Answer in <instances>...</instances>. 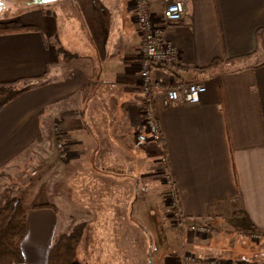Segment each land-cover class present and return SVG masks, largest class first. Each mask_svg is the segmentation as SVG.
I'll use <instances>...</instances> for the list:
<instances>
[{
  "label": "crops",
  "instance_id": "0c3cea01",
  "mask_svg": "<svg viewBox=\"0 0 264 264\" xmlns=\"http://www.w3.org/2000/svg\"><path fill=\"white\" fill-rule=\"evenodd\" d=\"M176 1L182 18L163 36L180 57L154 64L153 78L161 86L204 82L207 89L197 103L156 97V141L142 117L143 35L134 0H0V22L40 28L0 33V82L44 76L0 108V176L30 148L48 151L33 162L32 188L18 195L27 228L16 264H48L71 222L85 223L82 262L134 264L144 238L134 217L142 213H152L154 225L165 220L170 250L162 264H181L184 251L197 256L189 264H264V63H226L256 50L264 0ZM147 3L161 24L167 2ZM214 59L223 62L199 70ZM56 138L69 151L64 159ZM169 182L188 224L208 225V233L177 225ZM5 201L0 194V206ZM41 204L51 207H35Z\"/></svg>",
  "mask_w": 264,
  "mask_h": 264
},
{
  "label": "built area",
  "instance_id": "2783aa9c",
  "mask_svg": "<svg viewBox=\"0 0 264 264\" xmlns=\"http://www.w3.org/2000/svg\"><path fill=\"white\" fill-rule=\"evenodd\" d=\"M167 5L163 11L162 23L156 24L152 18L151 11L147 7V0H134L135 17L143 35L142 60H141V89L144 93V106L142 110L143 122L147 131L156 141L161 139V134L157 119L153 111V102L158 96H163L167 102L180 99L191 103H197L201 100L207 87L204 82H176L174 84L161 86L152 75L154 64L166 62H176L180 57L179 50L163 36V30L171 22H176L182 18L184 7L182 2L176 0H165ZM169 202L175 208L177 223L181 228L188 226L193 232L208 233L210 228L205 224L190 223L180 212L179 201L174 186L168 194ZM181 264H189L197 260V257L187 252H183ZM211 264H247L244 260H221L214 259Z\"/></svg>",
  "mask_w": 264,
  "mask_h": 264
},
{
  "label": "trees",
  "instance_id": "16d2710c",
  "mask_svg": "<svg viewBox=\"0 0 264 264\" xmlns=\"http://www.w3.org/2000/svg\"><path fill=\"white\" fill-rule=\"evenodd\" d=\"M34 24H24L19 19L0 22V33L39 30ZM256 50L247 55L226 60V63L234 64L247 60L257 53L264 52V27L256 32ZM223 61L214 59L209 65L200 67L199 70L208 71L221 65ZM264 63V60H262ZM33 78H18L0 82V108L10 102L20 93L35 86ZM143 110V108H142ZM37 208L51 207L50 204H41ZM27 211L19 196H12L0 206V264H16L23 262L21 242L26 234ZM85 223H78L68 233L60 234L49 253L48 264H87L77 258V250L84 234Z\"/></svg>",
  "mask_w": 264,
  "mask_h": 264
},
{
  "label": "rangeland",
  "instance_id": "374dc122",
  "mask_svg": "<svg viewBox=\"0 0 264 264\" xmlns=\"http://www.w3.org/2000/svg\"><path fill=\"white\" fill-rule=\"evenodd\" d=\"M252 58H254V63H258L264 60V52L257 53L254 56H252ZM55 140L56 142H55L54 147L58 148L59 150V158L64 159L69 154V151L66 148L65 141L63 139H57V138ZM46 148L47 147L41 146V150L40 149L38 150L36 147H32L26 152L24 156L25 158L23 159L20 158L17 161L14 160L13 163H11L9 166L4 167V170L2 171L3 175L0 176V190H1L0 194H3L4 198L8 199L12 196H16V195L18 196L19 194L22 195V192H23L22 188H28V190L32 188V185H34V182L36 181L35 175L37 176V174H35V171L37 170V168L33 166V162L35 160H39L44 157H47L46 155L48 154V151ZM162 171L166 175L167 170L164 168V170ZM168 184H169V189H168V192L166 193L167 194L166 199L168 200V205L170 207V212L172 214V217L175 219V222L177 223V216L175 213V208L171 205V203L169 202V198H168L169 191L171 190L170 182ZM154 192H156V190H154ZM159 192L157 193L158 196H159ZM137 210L140 213L143 212V210L140 207L137 208ZM160 212L161 211H159V216L161 218L162 214ZM153 216L154 215H152V213L150 215H146L142 213L134 217L136 226L141 231L140 234L144 236V238L141 236L143 238V246L141 247L138 244V247H137L138 256L135 257L138 260H136L134 264H145V259H146V264L148 263L154 264L150 262L152 261V259L153 261H156L155 264H162L164 257L167 256V251L170 250V249L167 250L166 245L163 242V237H162L164 233L167 234L168 232L166 225L163 224L165 220L160 219L158 224L154 225V224H151L153 222L152 221ZM66 217L68 216H65V218ZM74 217L76 218V216ZM78 223L79 222H71V226H70L71 229L74 225ZM177 225L181 228V226L178 223ZM161 232L162 234H160ZM138 240H139V237H138ZM260 245L264 246V238L263 240H260L259 247ZM255 247L259 248L258 246H255ZM120 250H124V248L120 247ZM141 252L145 254V257L143 256V254L142 255L140 254ZM185 252L191 254L188 251H185ZM140 255L143 256V259L140 257ZM191 255H194V254H191ZM194 256L197 257L196 255ZM81 259L83 258L79 257L80 261ZM88 259L89 261H91V264H109V263L104 262L103 259H100L98 257H89ZM211 260L212 258L210 259V261ZM237 260H244L247 262V264H252L247 259L241 258ZM111 264H123V263H111Z\"/></svg>",
  "mask_w": 264,
  "mask_h": 264
}]
</instances>
